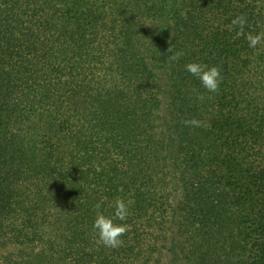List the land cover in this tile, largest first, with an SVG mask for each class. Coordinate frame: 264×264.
I'll return each instance as SVG.
<instances>
[{"label":"trees","instance_id":"obj_1","mask_svg":"<svg viewBox=\"0 0 264 264\" xmlns=\"http://www.w3.org/2000/svg\"><path fill=\"white\" fill-rule=\"evenodd\" d=\"M259 33L264 0H0V264H264Z\"/></svg>","mask_w":264,"mask_h":264},{"label":"clouds","instance_id":"obj_2","mask_svg":"<svg viewBox=\"0 0 264 264\" xmlns=\"http://www.w3.org/2000/svg\"><path fill=\"white\" fill-rule=\"evenodd\" d=\"M247 24V17L244 14L236 16L232 20V25L237 27L239 31L237 35H243V29ZM248 46L250 48H256L257 45L264 43V33L259 34H249L247 37ZM167 58L169 61L176 62L183 55V52H172V48L167 49ZM185 71L191 75L197 77L201 82L202 86L209 93H217L219 91L220 83L222 82L221 71L217 66H208L206 64L198 62H190L184 65ZM201 101L205 99L203 94L198 97ZM210 98V97H209ZM184 126H190L193 128H198L203 126L202 122L196 118L185 119L182 121ZM101 202L94 205L96 212L95 219L93 222V229L96 231L98 242L104 247L116 249L123 246V240L121 239L128 231L130 226L126 223L118 224L114 222V219L119 221H126L127 217L130 215L128 203L122 198H117L112 207L114 213L112 217L105 216L101 211Z\"/></svg>","mask_w":264,"mask_h":264}]
</instances>
